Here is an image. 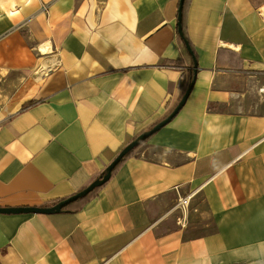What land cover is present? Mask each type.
I'll use <instances>...</instances> for the list:
<instances>
[{"label": "crops", "instance_id": "obj_1", "mask_svg": "<svg viewBox=\"0 0 264 264\" xmlns=\"http://www.w3.org/2000/svg\"><path fill=\"white\" fill-rule=\"evenodd\" d=\"M179 4L0 0L1 208L78 194L177 107ZM263 7L190 0L181 112L82 210L0 214V264H264Z\"/></svg>", "mask_w": 264, "mask_h": 264}, {"label": "water", "instance_id": "obj_2", "mask_svg": "<svg viewBox=\"0 0 264 264\" xmlns=\"http://www.w3.org/2000/svg\"><path fill=\"white\" fill-rule=\"evenodd\" d=\"M186 0H180L179 4V12H178V28H179V34L183 36V28H182V22H183V11H184V5ZM186 47L189 51V53L193 56V52L188 44H186ZM195 85V81L191 83L187 91L185 92L184 96L180 100L177 107L166 117L162 122L154 126L151 130L143 133L139 137H137L133 142H131L123 151L118 155V157L107 167L105 171V175L100 177L99 179H96L94 182H92L87 188L79 192L78 194L72 196L68 200H65L59 204H57L54 207L50 208H39V207H19V208H1L0 207V214L5 215H23V214H41V215H55V214H61L64 212V210L78 202L79 200L85 199L88 196H90L95 190L100 189L104 187L113 177V172L117 168V166L121 163V161L124 159L126 155H128L131 151L138 148L141 144L148 141L150 138H152L155 134H157L159 131H161L164 127H166L168 124H170L177 115L181 112L183 107L186 105L187 100L193 90V87Z\"/></svg>", "mask_w": 264, "mask_h": 264}, {"label": "trees", "instance_id": "obj_3", "mask_svg": "<svg viewBox=\"0 0 264 264\" xmlns=\"http://www.w3.org/2000/svg\"><path fill=\"white\" fill-rule=\"evenodd\" d=\"M189 3H190V0H186L185 1V5H184V11H183V22H182V28H183V36H181L179 34V37L180 39L185 43V44H188L189 47L191 48L192 52H193V64L190 68V76H189V79H188V83H187V88H186V91L187 89L189 88V86L191 85L192 82L196 81V78H197V74H198V55L196 53V50H195V46L193 45V43L191 42L189 36H188V33H187V28H186V11L188 9V6H189ZM178 32H179V28H178ZM173 64L175 65H182L181 62H172ZM185 91V92H186ZM210 109H212V106L210 107ZM147 142V141H146ZM145 142V143H146ZM145 143L141 144L138 148H136L135 150L131 151L128 155H126L124 157V159L121 161V163L117 166V168L114 170L113 172V176L118 172V170L122 167V165L127 161V159L131 158L132 156H134L135 152L137 150H139ZM106 171V170H105ZM105 171L97 178L99 179L100 177L104 176L105 175ZM100 189H97L95 190L90 196H88L87 198L85 199H82V200H79L78 202L68 206L64 212L65 213H76L80 210H82V208L88 204L91 200H93L94 198L97 197V194H98V191ZM71 198V197H69ZM69 198H66V199H63L61 201H58L56 203H53L51 205H47V206H44V208H50V207H54L56 206L57 204L65 201V200H68Z\"/></svg>", "mask_w": 264, "mask_h": 264}, {"label": "built area", "instance_id": "obj_4", "mask_svg": "<svg viewBox=\"0 0 264 264\" xmlns=\"http://www.w3.org/2000/svg\"><path fill=\"white\" fill-rule=\"evenodd\" d=\"M190 200H191V197H185V198H180L178 201L177 208H179V210L182 211V214L184 216L187 214V210L190 207Z\"/></svg>", "mask_w": 264, "mask_h": 264}, {"label": "bare ground", "instance_id": "obj_5", "mask_svg": "<svg viewBox=\"0 0 264 264\" xmlns=\"http://www.w3.org/2000/svg\"><path fill=\"white\" fill-rule=\"evenodd\" d=\"M262 11L264 13V7L262 8ZM43 53L49 54V53H53V49L50 46V44H48V46L46 48H42L41 50ZM49 68V67H48Z\"/></svg>", "mask_w": 264, "mask_h": 264}, {"label": "rangeland", "instance_id": "obj_6", "mask_svg": "<svg viewBox=\"0 0 264 264\" xmlns=\"http://www.w3.org/2000/svg\"><path fill=\"white\" fill-rule=\"evenodd\" d=\"M0 11H2V8H0ZM4 11H6L5 10V8H4ZM184 96V95H183ZM258 103V102H257ZM190 202H191V200H190ZM189 210V209H188ZM188 210H187V212H188ZM180 212H182L181 210H179ZM208 232H213L214 231V228L212 227V226H210L209 228H208V230H207ZM258 264V263H257Z\"/></svg>", "mask_w": 264, "mask_h": 264}]
</instances>
